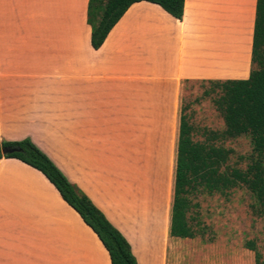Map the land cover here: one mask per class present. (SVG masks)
Masks as SVG:
<instances>
[{
	"label": "crops",
	"instance_id": "0c3cea01",
	"mask_svg": "<svg viewBox=\"0 0 264 264\" xmlns=\"http://www.w3.org/2000/svg\"><path fill=\"white\" fill-rule=\"evenodd\" d=\"M13 1V34L0 38V141L28 139L136 264H253L247 248L218 257L168 226L182 86L247 77L255 0H183L179 20L133 2L96 49L87 0ZM0 264L110 263L39 171L1 157Z\"/></svg>",
	"mask_w": 264,
	"mask_h": 264
},
{
	"label": "trees",
	"instance_id": "16d2710c",
	"mask_svg": "<svg viewBox=\"0 0 264 264\" xmlns=\"http://www.w3.org/2000/svg\"><path fill=\"white\" fill-rule=\"evenodd\" d=\"M137 1L155 4L177 20L182 14L183 0H87L85 22L89 26L92 49L100 46L124 10ZM213 84L220 85L222 90L214 101L224 125L220 136L235 138L246 135L250 142L248 163L244 170L231 168L228 172H220L219 167L229 150L214 146L207 139L192 141L191 127L179 114L168 226V233L173 237L194 236L186 215L190 207L188 195L192 192L210 195L242 184L264 212V0H255L254 3L247 77L215 81ZM209 137H214V134ZM2 147L21 149L20 152L0 153V158H15L39 171L62 201L94 233L110 264H136L128 244L118 231L28 139L0 141ZM244 247L252 251L253 264H264L251 242H246Z\"/></svg>",
	"mask_w": 264,
	"mask_h": 264
},
{
	"label": "rangeland",
	"instance_id": "374dc122",
	"mask_svg": "<svg viewBox=\"0 0 264 264\" xmlns=\"http://www.w3.org/2000/svg\"><path fill=\"white\" fill-rule=\"evenodd\" d=\"M34 2L29 0L31 6ZM13 5V0H0L1 39L13 34ZM221 91L218 84L197 81L184 83L180 94V114L191 127L192 141L207 139L214 146L229 150L219 167L220 172H228L231 168L244 170L250 154V142L246 135L235 138L220 136L224 125L214 101ZM213 134L214 137H209ZM188 199L190 207L186 215L197 245L217 247V256L224 257L226 254L221 252L228 251L225 248H245V243L249 241L258 253L259 260L264 263V212L245 186L238 184L224 192L210 195L192 192ZM248 251L253 254L251 250Z\"/></svg>",
	"mask_w": 264,
	"mask_h": 264
},
{
	"label": "water",
	"instance_id": "95a60500",
	"mask_svg": "<svg viewBox=\"0 0 264 264\" xmlns=\"http://www.w3.org/2000/svg\"><path fill=\"white\" fill-rule=\"evenodd\" d=\"M20 151H21V149L19 147H2V148H0L1 154L20 152Z\"/></svg>",
	"mask_w": 264,
	"mask_h": 264
}]
</instances>
